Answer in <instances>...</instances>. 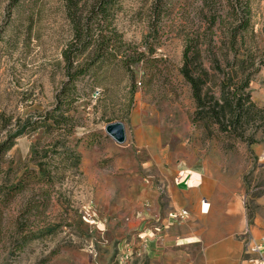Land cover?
I'll return each instance as SVG.
<instances>
[{
  "label": "rangeland",
  "instance_id": "374dc122",
  "mask_svg": "<svg viewBox=\"0 0 264 264\" xmlns=\"http://www.w3.org/2000/svg\"><path fill=\"white\" fill-rule=\"evenodd\" d=\"M95 1L105 10L89 18ZM228 3L0 0V264H120L118 243L139 244L138 219L152 195L165 197L177 168L202 161L225 183L249 184L243 201L251 210L264 188V156L252 150L264 147L262 120L244 132L253 142L194 125L195 105L180 73L185 39L207 30ZM248 4L245 47L264 58V0ZM75 21L93 38L74 65L89 68L76 80V93L58 102L66 80L62 53L75 41ZM110 34L116 40L94 62L93 48ZM209 55L202 53L206 65ZM248 91L264 108V64ZM48 114L66 120L46 121ZM113 121L125 126L122 143L104 130ZM85 206L98 225L82 219Z\"/></svg>",
  "mask_w": 264,
  "mask_h": 264
},
{
  "label": "crops",
  "instance_id": "0c3cea01",
  "mask_svg": "<svg viewBox=\"0 0 264 264\" xmlns=\"http://www.w3.org/2000/svg\"><path fill=\"white\" fill-rule=\"evenodd\" d=\"M260 148L252 150L264 156V147ZM177 169L165 197L152 195L150 209L138 219L141 238L133 246L137 254L120 264H246L244 231L264 243V188L247 211L243 195L249 184L225 183L223 173L214 175L204 161ZM172 209H187L188 215L181 223L162 228ZM121 245L122 252L126 247Z\"/></svg>",
  "mask_w": 264,
  "mask_h": 264
},
{
  "label": "trees",
  "instance_id": "16d2710c",
  "mask_svg": "<svg viewBox=\"0 0 264 264\" xmlns=\"http://www.w3.org/2000/svg\"><path fill=\"white\" fill-rule=\"evenodd\" d=\"M18 1L10 0V4L15 5ZM227 1L229 6L227 12L223 13L224 15L222 12L215 11L207 30L197 31L193 36L185 39L180 73L189 85L191 98L195 105L191 116V122L194 125L200 123L203 126L215 125L217 131L224 133L233 142L234 140L253 142L252 137L245 136L244 132L250 124L257 120H262L260 124H264L262 114L264 108L256 106L251 99L248 87L253 75L264 64V58L256 59L245 47V36L251 29L248 0ZM103 4L105 3L95 1L89 18L97 17L100 11H104L105 5ZM74 29L75 41L71 42L62 53L66 80L56 95L58 102L76 93V80L83 76L89 68L74 64H76L77 54L87 48L93 35L89 33V30H84L79 21H75ZM100 37L101 35L95 37L94 40ZM116 37L117 35L114 34L101 37L103 38L101 43L92 50L94 62L105 58L106 47L111 41H115ZM78 42L82 43V47L78 51L75 49L73 51V46ZM205 52L212 55V58L208 60L209 65H206L202 59V53ZM139 58L128 60L135 62L139 61ZM128 60H125V63H128ZM214 77H216V83L213 81ZM209 83L214 84L216 91L209 93ZM71 102L67 103L71 104ZM45 118L46 121L51 120L57 123L60 120H66L56 119L54 114H48Z\"/></svg>",
  "mask_w": 264,
  "mask_h": 264
},
{
  "label": "built area",
  "instance_id": "2783aa9c",
  "mask_svg": "<svg viewBox=\"0 0 264 264\" xmlns=\"http://www.w3.org/2000/svg\"><path fill=\"white\" fill-rule=\"evenodd\" d=\"M182 173L181 175H179L178 179L181 178ZM158 188L161 191H163L164 185H160ZM187 215H188L187 209L170 210L166 216V220L162 224V228L168 227L174 223H181L186 219ZM82 219L85 222L93 225H98L99 222L95 212L90 206H85L83 208ZM243 236H244L245 253L248 255V257L245 259L246 264H264V243L256 241L248 229L244 231ZM126 246L127 247L124 249V251H122L121 255L117 257L118 263H120L123 258L127 259L134 250L133 246L130 245H126Z\"/></svg>",
  "mask_w": 264,
  "mask_h": 264
},
{
  "label": "water",
  "instance_id": "95a60500",
  "mask_svg": "<svg viewBox=\"0 0 264 264\" xmlns=\"http://www.w3.org/2000/svg\"><path fill=\"white\" fill-rule=\"evenodd\" d=\"M105 132L117 143H122L125 140V126L121 121L108 122L104 126Z\"/></svg>",
  "mask_w": 264,
  "mask_h": 264
}]
</instances>
